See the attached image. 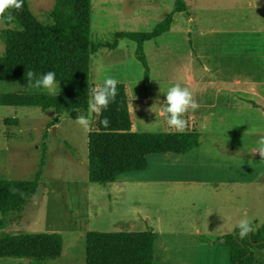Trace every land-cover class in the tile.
Returning a JSON list of instances; mask_svg holds the SVG:
<instances>
[{
    "label": "rangeland",
    "instance_id": "rangeland-1",
    "mask_svg": "<svg viewBox=\"0 0 264 264\" xmlns=\"http://www.w3.org/2000/svg\"><path fill=\"white\" fill-rule=\"evenodd\" d=\"M28 2L45 25L74 20L73 10L58 0ZM174 8V0H92V33L96 37L92 39L107 44L115 41L117 32H150ZM21 28L12 20L0 23V58L5 55L6 30ZM119 41L118 49L103 46L91 58L93 87L102 85L106 76L120 81L116 102L103 113L110 120L109 126L99 124L103 117H93L92 127L114 129L126 124L128 130L137 132L174 131L165 117L157 114L166 100L160 88L166 90L182 80L189 36L176 27L174 32L144 43L151 69L149 84H145V67L136 58L137 42L127 38ZM121 41L125 42L123 47ZM22 89L20 83L0 82V93ZM195 99L200 101L199 96ZM113 110L115 118L110 115ZM78 113L66 111L56 124L53 109L0 106V179L28 181L41 172L36 195L15 210L5 214L0 211V237L60 232L66 254L45 261L0 257V264H86L89 232L150 230L159 236L153 264H229L226 246L201 252L192 233L207 231L210 223H222L215 232L225 231L229 229L225 218L230 212L237 210L235 225L245 216L253 218L255 209L259 211L264 203V180L257 174L264 172V160L255 150L262 136L258 130H264V126L249 125L248 113L240 112L239 124L219 132L216 141L204 134V145L197 151L151 155L147 170L126 173L116 183L102 185L89 181V131L75 122ZM17 117H22L18 123L14 121ZM257 120L264 121L261 117ZM152 128L156 130L149 131ZM210 128L221 127L206 126ZM216 174L220 178L234 174L242 183L214 188L199 182ZM186 177L196 182L173 181ZM230 191L234 201L225 203ZM257 219L259 223L264 221V210ZM256 256L258 264H264V250H258Z\"/></svg>",
    "mask_w": 264,
    "mask_h": 264
},
{
    "label": "trees",
    "instance_id": "trees-1",
    "mask_svg": "<svg viewBox=\"0 0 264 264\" xmlns=\"http://www.w3.org/2000/svg\"><path fill=\"white\" fill-rule=\"evenodd\" d=\"M174 10L150 32H117L113 43H93L92 0H58L73 10V22L48 26L33 14L28 0L22 12L11 11L12 21L21 29L5 32V55L0 58V82L20 83L28 89L25 72L35 70L37 75L48 71L56 73L60 90L57 95L27 93H0V106L39 107L53 109L58 114L78 110L88 115L91 81V58L103 46L115 50L120 39L137 42L136 56L145 67V84L150 83L151 69L144 43L171 29L177 13H188L184 0H174ZM116 117V112H110ZM16 123L18 119L14 120ZM55 123L60 119L56 118ZM201 144V134L190 128L185 133L137 132L120 128L92 127L88 134L89 181L103 185L116 183L121 175L144 171L149 167V156L161 153L185 154ZM41 172L32 180L0 179V211L5 214L38 193ZM16 190V191H14ZM23 193V195H21ZM225 235L230 249L229 264H253L255 252L264 248V223L258 232L241 240L234 233ZM158 235L147 232L91 231L86 238V264H153ZM65 240L59 232L6 234L0 237V257L45 261L63 255Z\"/></svg>",
    "mask_w": 264,
    "mask_h": 264
},
{
    "label": "crops",
    "instance_id": "crops-1",
    "mask_svg": "<svg viewBox=\"0 0 264 264\" xmlns=\"http://www.w3.org/2000/svg\"><path fill=\"white\" fill-rule=\"evenodd\" d=\"M184 1L188 13H177L168 33L174 32L177 27L189 36L190 49L188 55L183 59L185 65L181 69L182 80L180 83L190 88L194 98L198 96L200 98V107L191 116L188 113L185 116L191 122L190 127L198 130L201 134L200 146L185 153L189 154L204 145V134L210 135L211 141H216L219 139V132L230 131L231 127L237 126L240 122V112L248 113L247 123L249 125L264 126V121L260 123L257 120L259 117L264 119V0ZM93 36L94 34L91 32V39ZM150 41H154V39ZM92 42L95 43L93 39ZM62 115L57 113L56 116L60 122ZM15 119L19 120L22 117ZM202 125L221 128L205 130L202 129ZM259 132L264 135V130L259 129ZM214 146L216 149H220L217 145ZM230 146L234 145L230 144ZM257 177L264 180V172L257 174ZM173 181L190 184L196 182L192 177L176 178ZM199 182L201 185L214 188L224 185L233 187L235 184L242 183L239 176L234 174L223 178L216 174L212 178H202ZM229 201H234L232 191L225 203ZM259 208V211L254 210L252 218L255 232H258L264 223V221L259 223L257 219L262 215L264 203H261ZM228 217L231 220L225 221L229 228L225 231L221 229L215 232L217 228L222 227V223L220 225L219 223H210L207 231L202 232L198 229L196 233H192L198 241L197 248L201 252L226 246L221 240L225 235L231 234L237 229L234 225L237 210L230 212ZM227 248L229 249V247ZM258 250L262 251L264 248L257 249L256 252ZM256 252L253 264H258ZM64 254L65 245L61 257Z\"/></svg>",
    "mask_w": 264,
    "mask_h": 264
},
{
    "label": "clouds",
    "instance_id": "clouds-1",
    "mask_svg": "<svg viewBox=\"0 0 264 264\" xmlns=\"http://www.w3.org/2000/svg\"><path fill=\"white\" fill-rule=\"evenodd\" d=\"M24 10V0H0V23L10 21L12 16L9 14L11 11L22 12ZM125 44L121 41V46ZM25 78L30 91L43 92L45 94L57 95L59 84L57 83L56 73L48 71L41 75H37L35 70L28 69L25 72ZM118 81L112 76H106L103 84L93 87L89 90L88 98V115H77L75 122L81 126L85 131H90L93 124V117L100 118L99 124L107 128L110 120L103 116V113L109 109L110 104L116 102L118 96ZM161 93H166V100L164 108L161 112L157 113L158 116H164L167 126L178 133H185L190 130L188 119L185 118L189 111L195 112L199 107V102L194 98L193 92L187 86H182L177 82L172 84L166 90L160 88ZM202 129L206 130V126L202 125ZM155 128L149 131H155ZM259 153L261 160H264V135L257 141V148L255 153ZM16 191V190H14ZM23 195V193H21ZM225 218V217H224ZM230 221L231 218H225V221ZM235 228L239 231L234 233L239 239L243 240L249 237L250 234L255 232V225L251 217L245 216L240 219Z\"/></svg>",
    "mask_w": 264,
    "mask_h": 264
},
{
    "label": "water",
    "instance_id": "water-1",
    "mask_svg": "<svg viewBox=\"0 0 264 264\" xmlns=\"http://www.w3.org/2000/svg\"><path fill=\"white\" fill-rule=\"evenodd\" d=\"M221 242H222V243H226V240H225V239H223V240H221Z\"/></svg>",
    "mask_w": 264,
    "mask_h": 264
}]
</instances>
